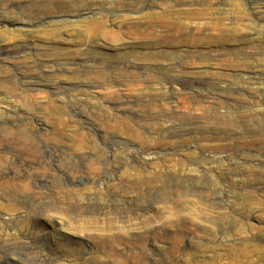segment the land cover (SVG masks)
<instances>
[{
	"label": "rangeland",
	"instance_id": "1",
	"mask_svg": "<svg viewBox=\"0 0 264 264\" xmlns=\"http://www.w3.org/2000/svg\"><path fill=\"white\" fill-rule=\"evenodd\" d=\"M169 4L204 12L154 27L149 48L133 18ZM252 113L264 0H0V264L264 254V152L240 136L264 123Z\"/></svg>",
	"mask_w": 264,
	"mask_h": 264
},
{
	"label": "bare ground",
	"instance_id": "2",
	"mask_svg": "<svg viewBox=\"0 0 264 264\" xmlns=\"http://www.w3.org/2000/svg\"><path fill=\"white\" fill-rule=\"evenodd\" d=\"M204 9L201 7H175L173 4H169L168 6H165L164 8H162V10L157 11V10H150V11H145V12H141L140 14H138L135 18H133V29L132 32L136 33L137 35H140L142 37H144L145 39H147V44L146 45H150L149 48L151 46H156L159 45V38L163 35L160 33H157V29L154 27H161V28H169V24L167 23L168 20L170 21L171 19H173L174 23L177 22L180 26H186L188 27V25L184 22H178L177 18H185L187 20L189 19H196L199 18L203 15ZM172 23V22H171ZM198 25V23L196 24ZM197 31H199V27H196ZM115 33V32H114ZM116 35V34H115ZM164 35H168V34H164ZM118 38V37H117ZM148 48V46H146ZM11 75V74H10ZM3 76H5V74H3ZM9 77V76H8ZM17 77V76H16ZM7 78V77H6ZM101 78V77H100ZM10 79V78H8ZM130 82V81H129ZM2 83V82H1ZM10 83V81H9ZM42 83V82H40ZM98 84V83H97ZM124 85V84H123ZM23 86V85H22ZM35 85H31V87L33 88ZM97 86V85H96ZM12 87V86H11ZM27 87V86H26ZM30 87V88H31ZM39 87V86H38ZM31 88V89H32ZM26 89V88H25ZM10 90V89H9ZM26 95V94H25ZM170 98V97H169ZM162 100V99H161ZM240 102V101H239ZM221 103V102H220ZM231 103V102H230ZM213 104V103H212ZM225 104V103H224ZM248 104V103H247ZM229 105V104H228ZM78 106L75 105V108H77ZM248 107V106H247ZM212 108V107H211ZM250 108V107H249ZM226 109V108H225ZM237 109V108H236ZM243 109V108H242ZM251 110V109H250ZM214 111V110H213ZM232 111V110H231ZM234 111V110H233ZM243 112V111H242ZM225 113V112H224ZM240 113V112H239ZM241 115V114H240ZM239 116V115H238ZM247 116V115H246ZM225 117V115H224ZM236 117V116H235ZM245 117V116H244ZM248 118H255V117H259V118H264V116H262V114H249L247 116ZM226 118V117H225ZM228 118V117H227ZM243 120V119H242ZM250 120V121H251ZM231 121V120H230ZM247 121H249L247 119ZM262 122V121H261ZM81 123V122H80ZM229 124V123H228ZM233 124V123H232ZM235 126L237 129H239V125L237 123H235ZM247 126V125H246ZM230 127V126H229ZM232 127V126H231ZM234 128V126L232 127ZM5 130V129H4ZM9 130H11L9 128ZM7 132V131H6ZM12 132V131H11ZM19 132V131H18ZM18 132L16 134H18ZM215 132V131H214ZM5 133V131H4ZM32 134V133H31ZM7 134H5L6 136ZM9 135V134H8ZM15 135V134H14ZM22 135V133H21ZM239 135V134H238ZM247 135V137L252 138L249 141V146L253 147L250 148L249 150L246 151H256L258 154L264 152V123H262L261 125H258L256 127L253 128H246V130H243L242 132H240V136H245ZM20 136V135H19ZM31 136V135H30ZM23 137V135H22ZM28 137V136H27ZM24 137V138H27ZM205 137V136H204ZM31 140V139H29ZM28 140V141H29ZM56 140V139H55ZM81 140V138L79 139ZM233 140V139H232ZM238 140V139H237ZM214 142V141H213ZM25 143V142H24ZM34 143V141H33ZM81 143V142H80ZM84 143V142H83ZM247 143V142H246ZM23 145V144H22ZM25 145V144H24ZM30 145V144H28ZM78 145V144H77ZM26 146V145H25ZM82 146V145H80ZM214 146V145H213ZM12 147V146H11ZM15 147V146H14ZM27 147V146H26ZM38 147V146H35ZM59 147V146H57ZM203 147V146H202ZM236 148L240 149V150H236V154L237 155H241L243 154L246 148L245 146L241 148L240 145L236 144ZM5 149V148H4ZM10 149V148H9ZM14 149V148H11ZM19 149V147H18ZM23 150V149H22ZM2 151V150H1ZM10 152H13L11 150H9ZM19 152V151H18ZM8 152H5V154ZM15 153V152H14ZM255 153V152H254ZM1 154V153H0ZM17 156V153H15ZM255 157V156H254ZM4 158V157H3ZM8 158V157H7ZM245 158V157H244ZM264 158V157H263ZM233 160V159H232ZM241 160V159H239ZM125 162V161H124ZM127 162V161H126ZM235 162V161H233ZM243 162V161H242ZM98 163V162H97ZM179 163V162H178ZM178 163H176L175 165L177 166ZM238 163V162H237ZM99 164H101L99 162ZM125 164V163H124ZM123 164V165H124ZM122 165V164H121ZM131 165V164H130ZM94 166V165H93ZM102 166V164H101ZM119 166V165H118ZM184 166V165H183ZM125 167V166H124ZM123 167V168H124ZM128 167V166H127ZM186 167V166H185ZM241 167V166H240ZM92 168V167H91ZM94 168V167H93ZM122 168V167H121ZM130 168V167H129ZM133 168V167H131ZM167 168V167H166ZM175 168V167H174ZM173 168V170H174ZM126 169V167H125ZM94 170V169H93ZM120 170V167H119ZM127 170V169H126ZM125 170V171H126ZM129 170V169H128ZM164 170V168H163ZM178 170V169H177ZM175 170V171H177ZM228 170V169H227ZM232 170V169H231ZM156 172V171H155ZM162 172V171H161ZM174 172V171H173ZM185 172V170H184ZM230 172V171H229ZM166 173V172H165ZM179 174V173H178ZM230 174V173H229ZM30 175V174H29ZM33 175V174H32ZM92 176V175H91ZM126 177V176H125ZM124 178V177H122ZM127 178V177H126ZM37 179V178H36ZM87 179V178H86ZM125 179V178H124ZM89 181H94L92 178H88ZM87 180V182H88ZM96 178H95V182H96ZM32 181V180H31ZM34 181V180H33ZM32 181V182H33ZM57 182V181H56ZM29 183V181H28ZM58 183V182H57ZM56 183V184H57ZM60 183H62L60 181ZM26 185V183H25ZM29 185V184H28ZM43 185V184H42ZM59 185V184H58ZM63 185V184H62ZM85 185V184H84ZM137 185V184H136ZM54 186V184H53ZM56 186V185H55ZM64 186V185H63ZM135 186V185H134ZM24 187V186H23ZM28 187V186H27ZM25 187V188H27ZM61 187V185H60ZM58 188V187H57ZM55 188V189H57ZM62 188V187H61ZM75 188V187H74ZM31 189V188H30ZM59 189V188H58ZM64 189V188H63ZM59 191V190H58ZM72 191V190H71ZM215 193V192H214ZM212 199H215V196L212 197ZM202 203V202H201ZM12 206V205H11ZM10 206V208H11ZM260 246L258 245H246L243 247H239L237 249V252L235 254L234 257V263L233 264H258V262H261L262 264H264V254L260 252ZM42 260L44 258H41Z\"/></svg>",
	"mask_w": 264,
	"mask_h": 264
}]
</instances>
